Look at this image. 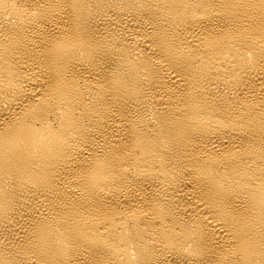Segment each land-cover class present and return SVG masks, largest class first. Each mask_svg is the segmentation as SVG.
<instances>
[{
	"label": "bare ground",
	"instance_id": "6f19581e",
	"mask_svg": "<svg viewBox=\"0 0 264 264\" xmlns=\"http://www.w3.org/2000/svg\"><path fill=\"white\" fill-rule=\"evenodd\" d=\"M0 264H264V0H0Z\"/></svg>",
	"mask_w": 264,
	"mask_h": 264
}]
</instances>
